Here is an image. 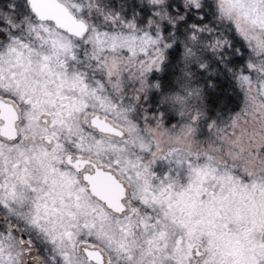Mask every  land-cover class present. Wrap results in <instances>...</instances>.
<instances>
[{
  "label": "snow or ice",
  "instance_id": "snow-or-ice-1",
  "mask_svg": "<svg viewBox=\"0 0 264 264\" xmlns=\"http://www.w3.org/2000/svg\"><path fill=\"white\" fill-rule=\"evenodd\" d=\"M0 264H264V0H0Z\"/></svg>",
  "mask_w": 264,
  "mask_h": 264
}]
</instances>
